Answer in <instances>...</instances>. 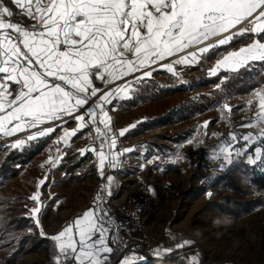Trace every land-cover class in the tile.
<instances>
[{"label": "rangeland", "instance_id": "rangeland-1", "mask_svg": "<svg viewBox=\"0 0 264 264\" xmlns=\"http://www.w3.org/2000/svg\"><path fill=\"white\" fill-rule=\"evenodd\" d=\"M208 60L203 55L198 62L171 64V71L154 66L114 88L103 107L111 117L109 135L117 140L118 167L106 160L103 176L97 152L90 150L101 143L95 126L72 136L81 121L70 116L14 134L12 146L0 145V163L22 154L0 172V264H56L49 239L66 219L60 215L88 203L97 211L98 204L107 207L98 212L115 250L131 246L117 264L122 258L148 264L145 254L160 264L171 257L182 264H264V189L250 180L264 173V119L258 116L264 62L244 66L257 83L240 93L226 85L223 72L234 71L215 72ZM205 97L213 102L204 106ZM48 128L54 131L39 135ZM245 136L251 138L246 142ZM37 193L39 200H32ZM225 196L254 204L241 216L226 215L214 204ZM34 208L40 212L33 214Z\"/></svg>", "mask_w": 264, "mask_h": 264}, {"label": "snow or ice", "instance_id": "snow-or-ice-1", "mask_svg": "<svg viewBox=\"0 0 264 264\" xmlns=\"http://www.w3.org/2000/svg\"><path fill=\"white\" fill-rule=\"evenodd\" d=\"M11 3L34 23L24 26L13 22L14 11L5 5V0H0V133L14 135L64 116L81 121L78 129L70 133L72 136L94 125L101 143L98 151L90 150L97 152L101 176L106 160L109 167H118L117 155L113 154L117 140L109 135L111 117L103 107L111 93L102 94L93 104L92 97L100 92L93 86V78L105 82L107 78H121L146 67V62L163 60L220 37L214 44L198 47L174 61L194 62L197 51L207 52L245 34L257 38L225 56L217 67L238 68L253 61L264 62V0H11ZM225 33L228 35H222ZM168 68L171 71L172 65ZM259 99L258 116L264 119V94ZM81 109L84 112L75 115ZM52 131L53 128H48L39 135ZM126 131H120L119 135ZM260 135L264 136V130ZM250 138L242 137L246 142ZM231 155L228 152L224 157L229 163ZM256 159L250 162L255 163ZM106 180L110 183L112 177ZM31 199L38 201L39 193ZM31 212L37 214L40 208ZM36 223L39 224L38 219ZM107 233L93 210L84 212L81 218L50 237L59 252L56 264H109L115 249ZM122 264L128 262L122 258Z\"/></svg>", "mask_w": 264, "mask_h": 264}, {"label": "crops", "instance_id": "crops-1", "mask_svg": "<svg viewBox=\"0 0 264 264\" xmlns=\"http://www.w3.org/2000/svg\"><path fill=\"white\" fill-rule=\"evenodd\" d=\"M5 5L8 6L10 9H12L14 11V13H15L14 16L11 18V20L13 22L22 23L24 26H28V25H31L32 23H34V21H32L31 19L21 15L19 13V10L16 9L15 5H13L11 3V0H10L9 3H7ZM256 38L257 37H255L254 35L253 36H250V35H247V34H245V35H237V36H235L232 40H230L226 44L219 45V46H214V47L210 48L207 52H204V53L197 52V60L195 62H198V60H200L203 57V55H208V57H209L208 63L209 64H207V65L210 66L211 68L215 69V72H218V71H237V70H239L240 68H242V67H244L246 65H241L238 68H232V67H229L227 65H222L220 67H217V65L219 64V62L225 56H227L230 53H232L234 51H237L238 49H240L242 47H245L246 45L252 43L253 40L256 39ZM215 39L216 38L210 39V41L204 42L200 46H195V47L193 46V47H194V49H197L198 47L205 46L206 44L217 40V39L216 40ZM262 42H264V40H262ZM194 49L189 48V49L185 50L182 53L175 54V55H173L171 57H165L163 60H159V61H156L154 63L146 62V64H147L146 67L140 68L138 71H134L131 74L123 76L121 78H115V79L107 78L108 82L102 81L100 79L93 78V86L100 90V92H98L96 97H98V99H99V97L102 94H104V93L113 94L114 93V91H113L114 88L117 87L120 83H122L123 81L131 78L135 74L140 73V72H144V71H146V70H148V69H150V68H152L154 66L162 67L164 69V68H167L168 65H170V64L175 65L174 61L176 59H179L181 56L187 55L189 52L196 51ZM253 62H261V61H253ZM249 63H252V62H249ZM162 68H160V69H162ZM116 75H117V77H119V73H117ZM49 79H51V78H49ZM92 98H94V97H92ZM49 122L50 121L46 120L43 124L38 125V126L42 127L44 125H47ZM27 129H29V128H25L24 130H27ZM0 134H2V133H0ZM89 210H93L95 212V215L100 219L99 212L96 210V208H94L92 205H90L88 203V204L84 205L83 208L79 209V211H77L76 213H71L69 211L66 215H62L61 214L60 216L66 218V219L64 220L62 225L51 236L58 234L63 228L67 227L75 219L81 218L83 216L84 212L89 211ZM100 221H101V219H100ZM104 225L108 229V233L106 235H108L109 243H110V240H111L110 236H109V228H110V226H109L108 223H104ZM49 247H50L52 253L57 257L59 255V252H58V248L56 246V242H54L53 240L49 239Z\"/></svg>", "mask_w": 264, "mask_h": 264}, {"label": "trees", "instance_id": "trees-1", "mask_svg": "<svg viewBox=\"0 0 264 264\" xmlns=\"http://www.w3.org/2000/svg\"><path fill=\"white\" fill-rule=\"evenodd\" d=\"M225 73V75L229 76V81L226 83V85L228 87H232L234 88L237 92H245L248 91L249 89H251L252 87H254L257 83L256 76L252 75V72L250 70H248L246 67L240 68L237 71L234 72H223ZM259 78L264 80V75L261 76L260 73H258ZM258 78V79H259ZM218 79L215 78L213 80ZM216 93V91H215ZM218 95V94H217ZM205 102L204 106L209 105L213 102V98L212 97H205ZM40 147L36 148L35 150H33V152L30 153V155H35L36 153H38L40 151ZM22 154L17 153V152H13L12 155L8 154V156L4 157V160L0 163V172H5L7 170V168L11 167V165L9 164V160L11 159H16L17 157H20ZM19 163V162H18ZM251 183L258 189V190H262L264 189V173L262 174H258V173H253L250 177ZM225 201L224 202H215V206L224 214L226 215H233V216H241L243 214H246L247 212L250 211V209L253 207L254 201L249 200V201H244V202H240L237 201L235 199H233L232 197L229 196H225ZM101 209L105 210L107 209V207L104 206V203H101ZM24 218H21V220H23ZM124 228V223H120L119 224V231L122 230ZM133 241V240H131ZM110 245L113 247V242L112 240H110ZM115 249V248H114ZM120 254L119 251L115 250L114 253L111 255L110 257V261L109 264H117L116 259L118 257V255ZM178 258L176 259L175 257H171L168 258L164 264H182L181 262L178 263ZM148 264H160L159 262H157V260L154 259H148L147 260ZM134 264H138V263H134Z\"/></svg>", "mask_w": 264, "mask_h": 264}, {"label": "built area", "instance_id": "built-area-1", "mask_svg": "<svg viewBox=\"0 0 264 264\" xmlns=\"http://www.w3.org/2000/svg\"><path fill=\"white\" fill-rule=\"evenodd\" d=\"M222 35H228V33H225ZM17 138H18V136H13V135L8 136V135L0 134V145L12 146Z\"/></svg>", "mask_w": 264, "mask_h": 264}, {"label": "water", "instance_id": "water-1", "mask_svg": "<svg viewBox=\"0 0 264 264\" xmlns=\"http://www.w3.org/2000/svg\"><path fill=\"white\" fill-rule=\"evenodd\" d=\"M98 211L101 212V209H100V205L98 204ZM115 227H116V231H117V228H118V225L117 223H115ZM117 243H120L118 240H117ZM131 246L130 245H122V248L120 250V254L118 256V258L116 259V262L123 256V254L126 252L127 249H130ZM146 257L148 258H151V259H154L152 256L148 255V254H145Z\"/></svg>", "mask_w": 264, "mask_h": 264}, {"label": "bare ground", "instance_id": "bare-ground-1", "mask_svg": "<svg viewBox=\"0 0 264 264\" xmlns=\"http://www.w3.org/2000/svg\"><path fill=\"white\" fill-rule=\"evenodd\" d=\"M215 38L218 39L219 37H215ZM211 39H213V38H211ZM216 39H215V40H216ZM194 47H195V46H194ZM194 47H192V49H194Z\"/></svg>", "mask_w": 264, "mask_h": 264}]
</instances>
